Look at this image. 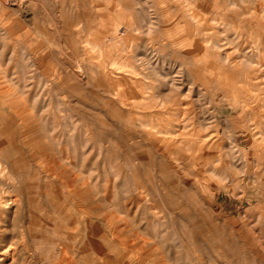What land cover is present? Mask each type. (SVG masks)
<instances>
[{
  "label": "rangeland",
  "instance_id": "rangeland-1",
  "mask_svg": "<svg viewBox=\"0 0 264 264\" xmlns=\"http://www.w3.org/2000/svg\"><path fill=\"white\" fill-rule=\"evenodd\" d=\"M0 264H264V0H0Z\"/></svg>",
  "mask_w": 264,
  "mask_h": 264
},
{
  "label": "bare ground",
  "instance_id": "bare-ground-1",
  "mask_svg": "<svg viewBox=\"0 0 264 264\" xmlns=\"http://www.w3.org/2000/svg\"><path fill=\"white\" fill-rule=\"evenodd\" d=\"M16 7H17V5H16ZM18 8V7H17ZM19 9V8H18ZM13 11V10H12ZM123 66H120L119 68L121 69Z\"/></svg>",
  "mask_w": 264,
  "mask_h": 264
}]
</instances>
